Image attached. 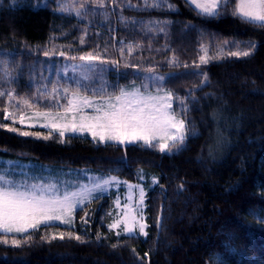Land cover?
Here are the masks:
<instances>
[{
	"label": "trees",
	"instance_id": "1",
	"mask_svg": "<svg viewBox=\"0 0 264 264\" xmlns=\"http://www.w3.org/2000/svg\"><path fill=\"white\" fill-rule=\"evenodd\" d=\"M232 13L205 16L189 0H0V65L14 73L0 71V157L131 181L141 168L159 177L147 193L145 236L108 226L111 193L77 209L75 223L0 233V264H264V26ZM226 45L253 52L220 56ZM70 47L100 54L107 83L151 79L170 89L185 146L171 153L20 124L29 135L11 130L8 93L37 105L31 79L50 62L41 50Z\"/></svg>",
	"mask_w": 264,
	"mask_h": 264
},
{
	"label": "rangeland",
	"instance_id": "2",
	"mask_svg": "<svg viewBox=\"0 0 264 264\" xmlns=\"http://www.w3.org/2000/svg\"><path fill=\"white\" fill-rule=\"evenodd\" d=\"M189 1L191 2V0ZM201 2H203V0H201ZM238 2L239 0H229L226 6L220 7L219 14H224L233 10ZM193 6L195 7V4H193ZM228 6H231V9ZM227 47L228 45L217 51L218 53L223 52L220 56L231 53L226 50ZM208 48L209 47H207V49ZM59 51L60 52H53L50 51L49 48H44L41 50V54L47 56V59L50 62H47L43 66L39 67L38 71L35 66L37 64H34L35 75H33L31 81L34 82V85L38 86V88L35 89V91L39 93V96L35 97V99H38L37 105L29 103L22 97H18L13 91L8 93V95L12 94L7 97L6 107V112L10 115V118L7 120L12 123L9 128L15 129L20 133L28 132L22 131L14 125L20 124L25 130H27L25 126L39 127L54 133L58 132L51 127L53 120H55L56 128L64 130L65 135H89L95 141L100 142L99 137L94 138L90 132H72L71 125L74 122L73 116H75V122L79 124L82 115H95L93 108H88L86 106L79 112H72L69 110L68 101L73 98L74 93L81 97V104L83 103V98L86 97L94 107L108 102L117 103L115 97L121 94V89H124L127 92L138 89L143 94L159 97H164L168 92L172 93V91L166 87H158V80L145 79L144 82L131 84L129 86H120V84H115L113 81L107 83V80L110 78L106 73L107 61L105 62L100 54H95L92 51L82 48L76 49L75 47H70L69 50H65L66 52L60 48ZM242 51L240 49H236L234 52ZM246 51L250 54L253 52L250 49ZM45 53L48 54L45 55ZM60 53H63V55H60ZM90 54L97 57V59L91 61L80 59V57H87ZM52 55H57L58 57L54 58ZM0 66L3 78H5V75L8 78H14L13 71L7 65ZM175 101V96L172 94L171 111L175 114L177 120H183L181 113L177 112L173 106ZM43 112H51L53 115L49 118L37 115L38 113ZM13 119L15 120V123H13ZM44 125H48V127H45ZM172 131L175 132V129ZM34 134L43 135L38 132H34ZM185 134L187 136L186 127ZM165 139H167V137ZM133 142H142L144 144L143 141ZM133 142L126 141L123 144ZM162 142L165 141L160 139V135H157L156 140H153L152 144L159 148L158 145ZM168 142L170 143V140H168ZM185 143L186 140H184L182 145H178L176 148L167 152H176L185 146ZM43 164L44 163L41 164V162L38 163V161H25L22 159L0 157V175H5L8 179H14L17 181L25 180L30 184H54L58 186V191L60 193H64L66 191L69 193L77 192L85 188L92 189L95 184H101L103 186L101 189L93 191L88 200H85L80 206L73 210L71 224L76 222L77 209L84 207L87 203L98 197L112 195L111 193H113V207L110 210V214L113 215V218L108 226L113 228L119 235H146L148 226L146 219L147 193L150 188L158 184V175L141 168L138 171L137 179L131 181L115 174L91 168H73L67 166L54 168ZM105 181L108 183L105 184ZM133 217H135L136 221L134 226L132 220ZM56 222L59 221H53L51 223ZM114 224H118V226L112 227ZM139 224L145 225L144 233L139 231ZM127 226H133V232L131 234L126 232Z\"/></svg>",
	"mask_w": 264,
	"mask_h": 264
},
{
	"label": "snow or ice",
	"instance_id": "3",
	"mask_svg": "<svg viewBox=\"0 0 264 264\" xmlns=\"http://www.w3.org/2000/svg\"><path fill=\"white\" fill-rule=\"evenodd\" d=\"M191 2L202 15L215 17L219 15L220 7L226 6L229 0H203V2L191 0ZM60 10L67 12L69 8L61 7ZM74 11L77 16L81 15L80 8ZM232 14L243 22L264 26V0H239ZM230 55L246 57L250 53L247 51L231 52ZM80 59L91 61L97 57L90 54ZM200 60L202 63L208 62L203 56ZM5 94L0 93V95ZM171 98V92L166 93L164 97H159L143 94L138 89L131 92L121 89V94L115 97L117 103L108 102L94 107L86 97L83 98L81 104V97L74 93L73 98L68 101L69 110L79 112L86 106L93 108L95 115H82L79 124L75 122V116H73L74 122L71 130L73 133L90 132L94 138L99 137L100 142L115 141L123 144L126 141H143L149 146H156L152 144V141L160 135V139L165 142L159 143V150L161 152L171 151L178 145H182L186 138L185 122L182 119L177 120L171 111ZM37 115L49 118L53 114L43 112ZM8 118L10 115L6 112L5 119ZM13 123H15L14 119ZM44 126L48 127V125ZM51 127L58 131L59 136L65 135L64 130L56 128L55 120ZM173 129L175 132L172 131ZM11 130L15 131V129ZM21 134L27 136L30 133L22 132ZM43 138L49 139L50 135ZM102 187L101 184H95L92 189L85 188L77 192L60 193L58 186L54 184H30L25 180L17 181L0 175V233L25 234L42 224L47 226L53 221L70 224L73 210L88 200L93 191ZM132 220L134 226L135 217ZM116 226L118 224L112 225V227ZM133 226H127L126 232L131 234ZM139 231L144 233V224H139ZM60 238H64L63 234ZM76 239L79 237L77 236ZM13 244L15 246V241Z\"/></svg>",
	"mask_w": 264,
	"mask_h": 264
}]
</instances>
